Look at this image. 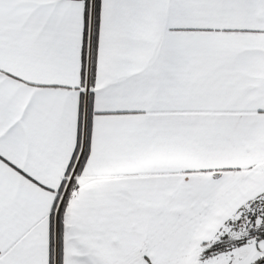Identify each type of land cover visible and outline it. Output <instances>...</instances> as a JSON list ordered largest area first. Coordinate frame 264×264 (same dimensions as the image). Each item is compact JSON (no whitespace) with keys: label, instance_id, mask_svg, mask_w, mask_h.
Returning a JSON list of instances; mask_svg holds the SVG:
<instances>
[{"label":"snow or ice","instance_id":"6c2138e0","mask_svg":"<svg viewBox=\"0 0 264 264\" xmlns=\"http://www.w3.org/2000/svg\"><path fill=\"white\" fill-rule=\"evenodd\" d=\"M0 264H264V0H0Z\"/></svg>","mask_w":264,"mask_h":264}]
</instances>
